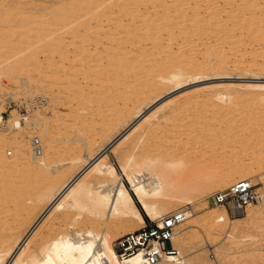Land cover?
Returning <instances> with one entry per match:
<instances>
[{"label": "rangeland", "instance_id": "1", "mask_svg": "<svg viewBox=\"0 0 264 264\" xmlns=\"http://www.w3.org/2000/svg\"><path fill=\"white\" fill-rule=\"evenodd\" d=\"M30 1L0 0V110L6 120L5 127H0V152L12 164L0 167V187L13 199L7 206H0V211L8 214L9 218L6 219L12 222L14 220V224L23 231L30 228L47 204L45 200L37 199L38 192L44 184L57 178L56 191L82 167L89 165L94 160L90 156L96 155L107 142L119 135L120 131L141 123L145 115L155 110H158L157 117L175 119L180 124L179 128L169 126L171 130L166 135L162 134L164 131L160 134L158 132L147 135L141 127L132 131L124 142L118 144L114 152L108 153V159L116 166L118 172H122L120 164L128 160L131 152H135L136 165V159H139L138 163L142 162L141 154L145 151L158 153L171 146L175 154L168 158L172 161L175 159L173 162L177 159L174 164L179 165L181 163L179 161L182 160L185 163L182 162V166L187 167L193 159L189 157L190 152L201 148L221 150V147L226 145L223 142L219 145L221 143L219 135L207 130L215 126L209 125L207 128V124L214 121L219 124L221 121L211 119V107L196 108L197 104L194 102L200 101L203 96L211 97L217 93L212 88L206 89L208 86L235 82L248 83L253 87L255 83L264 82L262 60L264 48H261L256 53L257 60L253 68L238 67L239 69L229 73L210 74L176 87L171 83L162 93L163 96L160 94L142 101L140 116L133 118V106L137 102L135 86L138 81L130 69L124 68L125 72L122 73L120 66L116 68L117 62L118 64L121 62L120 59L115 63L110 62L115 53L108 48L110 42L115 41L106 37L104 39V41L107 39L106 43L94 40L104 35L112 21L96 22L89 30L90 39L82 40L77 37L76 30L69 31L72 29L69 28L72 18L66 17L53 22L51 14L60 7L58 0H34L33 3ZM13 7L17 9L12 10ZM32 9V12L37 14L34 17L27 13ZM51 31L53 44L48 41L50 38L47 36ZM60 35L64 36L59 41ZM16 36L18 38L14 39ZM44 42H47L45 43L48 45L47 49ZM82 43H86L85 48L79 46ZM227 50L230 53L229 48ZM144 59L141 63H146L147 60ZM245 60L244 64L248 65L249 60L247 58ZM136 68L138 67L134 66L131 69ZM238 72L240 73L237 74ZM121 73L124 75L121 76ZM157 79L155 76L153 82ZM245 91L246 94L254 93L252 88ZM248 98V103L258 101L256 94ZM220 101L215 97L209 100L211 104ZM163 102L166 103L165 107L159 110V105ZM255 104L257 111L252 118L246 119V122L253 124L256 130L250 131L248 128L237 131L234 144L223 148L228 150L231 147L227 156H222L220 152V155L217 153L211 158L208 156L194 158L199 162L195 166L192 162L188 169L186 168L189 170L188 175L192 176L187 181L195 183L192 185L195 186L191 191L194 194L192 200L187 201L185 197H181L167 202L172 206L191 205L193 208V215L180 226L185 233H177L175 236L179 243V247H176L178 257L182 256L184 260L181 264H264V104L257 102ZM232 109L222 120L227 121L230 128L235 130L240 127L247 113ZM14 117H19L22 128L8 127L7 121ZM31 118L40 119L42 122L31 123ZM197 120L205 122V126L199 127L200 135L191 136L192 129L195 128L194 122ZM214 128L216 129V126ZM249 137L253 139L245 142ZM32 142H40V153H43L47 160L61 159L66 163L60 164L52 171L31 163L34 152ZM243 143L246 144L245 147H242ZM260 148L261 155L257 152ZM78 156L82 157L83 163L70 162L72 158ZM86 162L87 164H84ZM224 172L231 176L227 183H219V177ZM242 173L249 176L247 178L252 180L257 192L262 196L261 201L246 207L245 213L251 215L244 214L241 216L242 220L226 224L206 220L208 214L221 210L231 219L238 217L231 216L223 207L210 204L207 198L217 190L228 188L239 179L236 176ZM124 181L129 186L127 180ZM134 199L140 207L137 199L135 197ZM140 210L144 219L149 218L141 207ZM55 211L56 209H50L48 216L46 215L42 221V226L36 232L37 235L30 240L34 246L47 244L58 233L83 224L82 220L89 214L88 209L80 207L62 209L61 213ZM110 224L106 226L100 224L99 228L105 227L108 230L110 242L115 247V240L121 234L132 227L144 225V222L136 217L113 218ZM230 224L232 226L229 227ZM160 264L170 262L162 260Z\"/></svg>", "mask_w": 264, "mask_h": 264}, {"label": "bare ground", "instance_id": "2", "mask_svg": "<svg viewBox=\"0 0 264 264\" xmlns=\"http://www.w3.org/2000/svg\"><path fill=\"white\" fill-rule=\"evenodd\" d=\"M33 1L31 0L30 2L33 3ZM58 1L60 7L56 9L57 12L55 10L51 14L53 22L66 17L72 18L69 23V28L72 29H69V31L76 30L77 37L82 38V40L90 39L88 37L89 30L96 22L112 21L104 35L102 37L98 36L94 40L104 43L107 42V39L115 41V43L110 42L111 45L109 44L110 48H108L115 53L113 57L111 53L110 62L115 63L117 59H120L119 61L121 62L119 64L117 62L116 68L120 66L122 73L125 72H123L124 68L125 70L128 68L132 71L131 74L136 77L138 81L135 86L137 102L133 106V118L138 117L142 101L162 95L166 91V87L171 83L176 87L210 74L229 73V71L236 70L238 67L244 69L249 66L251 68L257 60L256 53L261 48H264V0ZM17 2L19 3V1ZM15 9L17 7H13L12 10ZM32 11L33 9L31 12H27L30 13L29 16L34 17L37 15L36 12ZM20 33H17V35L21 36ZM52 33L51 31L47 34L48 38H50L48 41L53 39ZM60 36H58L59 41L64 35ZM105 37L107 38L106 41H104ZM16 38L18 36L14 39ZM45 43L47 42L43 43L47 49L48 45ZM51 43L53 44L52 41ZM28 44L31 45L32 43ZM82 44L79 46L85 48L86 45L84 46V44L86 43ZM136 45L138 47H135ZM107 47H105V50ZM228 48L231 54L228 53ZM95 49L97 48L95 47ZM34 51L36 52L35 48ZM144 58L147 60L146 63ZM245 58L250 62L248 65L244 64ZM143 59L145 64L141 63ZM262 60L264 63V57ZM134 66L138 68L132 70L131 68ZM122 73L120 74L121 76L124 75ZM155 76L158 79L153 82ZM208 87L206 89L212 88L217 93L211 97L203 96L200 101L198 100L194 103L197 104L196 108L211 107V119L215 118L214 120L221 121L220 123L218 122L219 124L214 123V121L211 124H207L208 126L206 125L207 128L209 125L216 126V129L214 126L207 130L212 131V134L219 135L221 141L219 145H222L223 142L226 145L225 147L228 148L230 144H234L237 131H244L248 128H250V131L256 130L253 124H247L246 119L252 118V115L257 111L256 102L264 104V82L255 83L253 87L248 83L235 82ZM248 88H252L254 93L246 94L245 90ZM254 94H256L258 101L248 103V96L251 97ZM214 97L215 99H220V103L211 104L209 100ZM165 104L164 102L160 104L159 110L163 109ZM231 109L247 113L240 127L238 126L239 128L235 130L230 128L227 121L224 122L222 120ZM157 111L155 110L147 114V116L145 115L141 123L139 122L132 127L130 126V128H124L120 131L119 135L107 142L96 155L90 156L94 160L89 165L82 167L56 191L57 178L56 180H50L46 185L44 184L43 188L38 192L37 199L38 201L45 200L47 204L26 231L19 229L14 224V220L12 222V220L6 219L8 214L0 211V264H123L116 248L110 242L108 230L105 227L100 229L99 225H111L110 222L113 218L131 217L139 218L145 223L140 207L153 219L176 209H187L186 218L176 227V233L173 238L174 246L176 245L175 248L179 247L175 236L177 233H185L180 226L193 215V208L191 205L172 206L168 205L167 202L181 197H185L187 201L192 200L194 194L191 191L195 187L192 185L195 183L187 181L189 177H192L188 175L189 170L187 171V167L192 162L194 166L199 162L194 160V158L206 156L211 158L217 153L220 155V152L222 156H227L231 147L228 150L223 149L225 148L224 146H220L221 150H218V148H211V150L201 148L192 151L193 153L190 152L189 157H193V159L187 167L182 166V160H178L181 162L179 165V163L174 164L177 159L173 162L175 159L172 161L168 158L170 155L175 154L171 146L158 153H147L145 151L141 154L140 161L142 162L138 163L139 159H136V165L134 164L135 152H131L130 156L128 155V160L122 161L120 164L122 172H118L116 166L108 159V153L109 151L114 152L118 144L120 145V142H124L132 131L141 127L144 128V133L147 135L158 134V132L160 134L163 131L165 133L163 132L162 134L166 135L171 130L169 126L177 127L180 125L173 118L157 117ZM24 117L28 118L27 116ZM155 117H157L156 120H154ZM30 121L34 124L42 122L37 118H31ZM5 122L6 120L0 110L1 128L5 127ZM7 122L10 129L23 127L19 117L10 118ZM202 126H205V122L195 121V128L192 129L193 133H191V136L200 135L201 129L199 127ZM223 129H226V131H223ZM250 138L251 140L253 139V137H249L248 140L246 138L245 142H249ZM39 145L40 142H32L34 152L31 163H36L48 171H52L60 164L66 163L61 159L47 160L45 155L40 153ZM244 145L246 144L243 143L242 147H245ZM173 148L175 149L176 147ZM257 152L261 155L262 148ZM82 160V157L78 156L72 158L70 162L77 163L82 162ZM84 164H87V162ZM3 165L11 166L12 164L0 152V167ZM230 176L231 174L229 173H222L218 180L219 183H227ZM236 177L242 179L249 176L242 173ZM124 179L127 180L129 186L126 185ZM0 189L2 195L0 197V206L5 207L13 199L8 197L6 191H2V187ZM134 197L139 202L140 207ZM259 200H262L261 194L256 202ZM22 207L24 206L22 205ZM30 207L32 206L30 205ZM73 207L88 209L89 214L86 219L82 220L83 224L75 225L72 230L58 233L47 244L42 243L34 246L30 243L32 237L35 236L40 226H42V221L50 209H56L55 212L61 213L60 210ZM245 212L237 215L238 217L235 219H231L225 211L221 210L208 214L206 220L221 224L238 222L243 219L242 215H251ZM142 226H135L129 230ZM230 226L232 225L230 224ZM130 260L136 263L137 257H132ZM164 260L169 261L170 264H181L184 262L182 256L177 257L175 255L166 257Z\"/></svg>", "mask_w": 264, "mask_h": 264}, {"label": "built area", "instance_id": "3", "mask_svg": "<svg viewBox=\"0 0 264 264\" xmlns=\"http://www.w3.org/2000/svg\"><path fill=\"white\" fill-rule=\"evenodd\" d=\"M208 202L223 207L231 216L245 212L246 207L259 199V193L251 179L242 178L224 190L208 196ZM187 209H176L155 219L146 218L142 227L129 230L115 240L117 254L123 264H156L175 255L173 238L176 227L186 218ZM137 257L134 263L130 259Z\"/></svg>", "mask_w": 264, "mask_h": 264}]
</instances>
